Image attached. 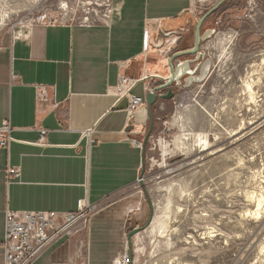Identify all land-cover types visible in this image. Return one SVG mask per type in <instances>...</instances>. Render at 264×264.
<instances>
[{
    "label": "crops",
    "instance_id": "obj_1",
    "mask_svg": "<svg viewBox=\"0 0 264 264\" xmlns=\"http://www.w3.org/2000/svg\"><path fill=\"white\" fill-rule=\"evenodd\" d=\"M198 1L213 0H115L110 23L3 32L0 126L10 122L13 140L0 149V243L7 208L74 212L88 199L99 207L88 228L54 242L33 264H115L127 253L128 232L147 220L138 188L142 145L135 139L142 142L149 115L146 104L129 113L119 85L123 77L137 80L131 93L145 97L169 77L170 56L190 47L184 38ZM161 30L173 34L160 52L149 41ZM37 85L52 87L47 100L38 101ZM168 101L156 105L157 120ZM9 166H19L21 175L9 179ZM142 233L134 237L135 252Z\"/></svg>",
    "mask_w": 264,
    "mask_h": 264
},
{
    "label": "rangeland",
    "instance_id": "obj_2",
    "mask_svg": "<svg viewBox=\"0 0 264 264\" xmlns=\"http://www.w3.org/2000/svg\"><path fill=\"white\" fill-rule=\"evenodd\" d=\"M217 1H198L187 46ZM108 2L0 0V37L32 25L98 19ZM209 29L201 45V60L211 61L208 76L174 87L149 143L144 183L155 212L133 264H264V0H226L204 22L202 32Z\"/></svg>",
    "mask_w": 264,
    "mask_h": 264
},
{
    "label": "built area",
    "instance_id": "obj_3",
    "mask_svg": "<svg viewBox=\"0 0 264 264\" xmlns=\"http://www.w3.org/2000/svg\"><path fill=\"white\" fill-rule=\"evenodd\" d=\"M203 5V3H202ZM116 6L109 0L106 11L98 17V19L82 20L75 22L83 26H92L97 23H110L113 15L116 13ZM55 22L47 24H55ZM62 24H75L68 20L61 21ZM14 31L13 33H15ZM171 32L164 30L160 31L161 37L150 43V47L156 48L161 52L165 42ZM173 33H171L172 35ZM146 39V43H148ZM177 39L171 40L175 44ZM169 43V41H168ZM137 80H128L123 77L119 85V92L121 96L128 97L127 110L129 113L134 112L140 106L146 104L145 97L133 95L131 89L137 84ZM52 88L49 85H37V99L38 101L47 100L48 89ZM150 89V88H149ZM42 135L46 134V129H41ZM89 131L86 132V134ZM38 142L44 144V138ZM13 140L12 125L7 120L0 126V149L8 148ZM135 142L142 145V142L135 139ZM21 168L19 166H9L7 169V176L19 177L21 175ZM97 204L91 203L88 199L80 201L77 211L74 212H58V211H20V210H6L5 216V237L0 247L3 250V260L0 264H33L35 260L54 242L58 241L64 236H73L82 231H85L91 221L92 215L98 209ZM115 264H130V257L127 253L118 258Z\"/></svg>",
    "mask_w": 264,
    "mask_h": 264
},
{
    "label": "water",
    "instance_id": "obj_4",
    "mask_svg": "<svg viewBox=\"0 0 264 264\" xmlns=\"http://www.w3.org/2000/svg\"><path fill=\"white\" fill-rule=\"evenodd\" d=\"M226 0H218L211 8H209L197 21L195 32H194V45L190 48L184 50L175 51L168 60V65L170 67L171 74L169 77L161 78L162 81L155 84L145 96L146 106L148 109L149 115V124L146 131V134L142 140V169L141 173L138 178V183L142 187L145 195L146 200L149 205L150 215L145 224L135 227L131 229L127 234V241H128V254L130 257V264L134 263V237L141 233L142 231L146 230L152 223L154 219V212H155V204L152 201L151 197L148 194V191L145 187L144 179H145V172H146V160H147V150L149 147L150 140L153 136L155 130V124L157 121V117L155 115V107L161 100H171L176 96V92L174 87H186L192 82H198L204 80L210 71L206 74H203L202 68H204L205 64L209 62L210 69H211V61L210 59H206L202 61L201 58L204 57V51L202 48V41L205 39L204 32H202V26L204 22L213 15L225 2ZM213 31V30H212ZM194 56L188 57L186 59H181L183 56ZM193 63L195 66L193 67ZM185 68L182 71V67ZM200 68V75L202 76L198 81H188V79L192 76L190 71L195 72ZM190 75L185 78L186 75ZM184 80V81H183Z\"/></svg>",
    "mask_w": 264,
    "mask_h": 264
},
{
    "label": "bare ground",
    "instance_id": "obj_5",
    "mask_svg": "<svg viewBox=\"0 0 264 264\" xmlns=\"http://www.w3.org/2000/svg\"><path fill=\"white\" fill-rule=\"evenodd\" d=\"M212 35V30L211 29H209V30H207L206 31V33L204 34V37L205 38H207V37H210ZM182 67V66H181ZM203 70H202V72H203V74H206L208 71H210L211 69H210V64H209V62L208 63H206L205 64V66H204V68H202ZM185 70V68L184 67H182V71H184ZM189 73H192V76L188 79V81H198V80H200L201 79V75L200 74H197V75H195V72H192V71H190ZM193 79V80H192ZM248 89L250 90V94H251V96L254 98V96L252 95L253 93V88H252V84H250V83H248ZM256 96V95H255ZM201 141H203V143H204V150L205 149H209L208 148V145H209V142H208V140H207V138H202L201 137ZM258 201H259V205H261V203H262V197L261 198H259L258 199Z\"/></svg>",
    "mask_w": 264,
    "mask_h": 264
}]
</instances>
